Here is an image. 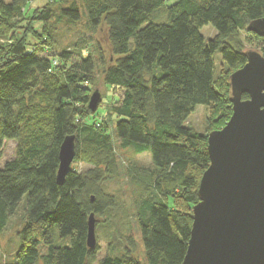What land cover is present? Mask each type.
Returning a JSON list of instances; mask_svg holds the SVG:
<instances>
[{
	"label": "trees",
	"instance_id": "16d2710c",
	"mask_svg": "<svg viewBox=\"0 0 264 264\" xmlns=\"http://www.w3.org/2000/svg\"><path fill=\"white\" fill-rule=\"evenodd\" d=\"M29 2L0 0V162L5 142L15 143L13 158L0 167V232L20 205L25 214L20 245L0 264L94 263L87 223L116 205L102 187L120 173L116 149L151 158L149 174L128 170L143 191L134 206L143 260L127 237L119 254L98 264H182L190 209L209 166L207 136L183 124L196 106L229 105V87L224 100L215 86V53L235 72L246 63L241 34L247 33L264 58V35L246 31L264 18V0H49L28 15ZM81 7L91 33L107 29L113 61L98 60L105 85L120 91L109 107L116 119L111 134L87 110L88 87L95 85L91 54L77 44L54 56L46 40L30 44L25 28L24 35L13 31L27 19L74 24ZM206 25L216 32L209 40L200 33ZM71 56L78 60L68 62ZM68 136L75 137L73 163L89 169L70 170L57 185L59 149Z\"/></svg>",
	"mask_w": 264,
	"mask_h": 264
},
{
	"label": "water",
	"instance_id": "95a60500",
	"mask_svg": "<svg viewBox=\"0 0 264 264\" xmlns=\"http://www.w3.org/2000/svg\"><path fill=\"white\" fill-rule=\"evenodd\" d=\"M246 31L264 35V18ZM246 63L228 79L232 113L225 126L207 136L209 166L192 207V225L182 264H264V58L245 52ZM246 95L247 99H242ZM98 91L89 98L94 114ZM75 158V137L59 149L57 185H63ZM95 219L87 223L86 245L96 247Z\"/></svg>",
	"mask_w": 264,
	"mask_h": 264
},
{
	"label": "rangeland",
	"instance_id": "374dc122",
	"mask_svg": "<svg viewBox=\"0 0 264 264\" xmlns=\"http://www.w3.org/2000/svg\"><path fill=\"white\" fill-rule=\"evenodd\" d=\"M11 0H4L9 3ZM49 0H30L27 4L28 15L36 9H40L48 3ZM78 1V0H75ZM172 2V1H171ZM170 0L167 3H171ZM81 9V18L76 23H69L62 18L56 17L49 23L26 21L16 22L15 36L24 35V28L27 30L26 39L30 44L43 42L49 46L52 55H59L64 51L72 52L77 44L83 50V54H91L95 60V85L88 87V96L98 91L101 101L96 112L91 118L100 122L108 134L112 133L116 119L109 113V107L117 102L120 91L105 85L102 73V66L99 63L101 55L110 65L113 61L111 50L108 44L107 29L101 26L96 32L91 33L86 26V16ZM29 21V22H28ZM201 35L205 40L212 39L216 32L210 26H204ZM244 50H254L256 42L252 35L242 33ZM77 57L71 56L68 62H76ZM214 80L216 88L224 95V100H228V79L232 72L225 66L219 53L213 56ZM86 109V108H85ZM232 113L231 104L223 101L218 105L196 106L189 117L185 120L183 126L190 128L199 134H208L212 131L222 129L229 120ZM15 143L5 142L3 147V157L0 162L2 167L4 161L11 160L14 156ZM116 157L119 164L120 173L115 178H105L102 187L104 191L115 197L116 205L114 209L107 210L101 216H94L95 236H96V261L98 262L109 254H119L123 247L125 238L131 237L138 246V258L143 260V247L140 239L138 226L134 219V206L136 200L142 195L143 191L135 184L128 170H136L138 175H147L152 170L151 158L148 153L135 155L129 150L119 151L116 149ZM89 169V166L80 163H72L71 170L83 174ZM172 205V202H169ZM181 209L183 206L179 204ZM191 211V209H190ZM25 214L22 205L19 206L16 213L9 219L5 228L0 232V262L10 259L20 245L19 233L24 223Z\"/></svg>",
	"mask_w": 264,
	"mask_h": 264
},
{
	"label": "built area",
	"instance_id": "2783aa9c",
	"mask_svg": "<svg viewBox=\"0 0 264 264\" xmlns=\"http://www.w3.org/2000/svg\"><path fill=\"white\" fill-rule=\"evenodd\" d=\"M30 51V50H29Z\"/></svg>",
	"mask_w": 264,
	"mask_h": 264
}]
</instances>
